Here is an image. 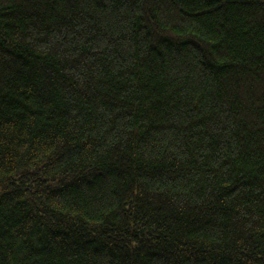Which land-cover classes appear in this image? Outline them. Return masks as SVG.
Segmentation results:
<instances>
[{
    "label": "trees",
    "instance_id": "1",
    "mask_svg": "<svg viewBox=\"0 0 264 264\" xmlns=\"http://www.w3.org/2000/svg\"><path fill=\"white\" fill-rule=\"evenodd\" d=\"M0 264H264V0H0Z\"/></svg>",
    "mask_w": 264,
    "mask_h": 264
}]
</instances>
